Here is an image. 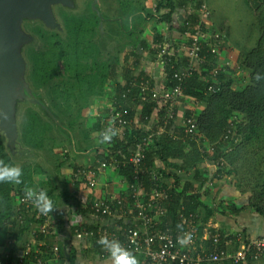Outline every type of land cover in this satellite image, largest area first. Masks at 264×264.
Wrapping results in <instances>:
<instances>
[{"label":"trees","instance_id":"16d2710c","mask_svg":"<svg viewBox=\"0 0 264 264\" xmlns=\"http://www.w3.org/2000/svg\"><path fill=\"white\" fill-rule=\"evenodd\" d=\"M145 1H118L124 23L129 22L122 27L129 40L121 43L115 37L123 47L117 55L102 50L94 40L97 39L96 30L99 22L93 13H91L93 20L84 15L63 13L66 30L64 37L40 26L29 28L40 41L39 48H31L28 52L31 63L30 79L36 89L45 91L60 125L51 119H45L39 112L28 109L21 123L20 142L24 147L43 154L46 153L47 147L56 143L55 135H58L65 138L69 148L75 153L86 152L98 143L100 136L85 140L84 135L102 133L106 127L102 126L101 120H89L92 123L89 125L85 111L89 110L93 99L105 97L106 92H110L109 88H113L114 95L111 101L113 105L120 106L126 112V119L130 121V125L126 130H122V137L114 136L110 142L104 143L109 153L99 154L98 158L123 162L131 156V149L135 148L138 139L145 138L148 133L155 134L149 151L143 157V166L147 172L141 179V185L150 192L155 186L162 184L168 186L164 181L174 179V204L182 201L187 212L202 213L203 223L207 225L214 216V211L201 201L202 191L207 190L211 182L236 175L238 164L242 162L247 146L264 150V52L259 44L257 49L243 54L238 61L239 72L242 75L236 77V70L220 63L219 54L213 55L207 49L202 51L201 56L205 58V62L200 70L194 71L184 81L183 97L179 100L188 98L204 107L198 114L187 113L186 118L196 120V130L188 134L184 126L177 125L178 115L173 121L167 120V104L143 99L139 85L141 80L146 81L151 89L155 87L147 73L139 72L143 57L138 53V48L149 52L157 61L163 45L170 42L177 48V43L181 40H175L174 35L181 38L185 32L195 29L199 24L200 15L193 14L187 17L182 25L179 23L173 25V16L181 7L186 6L189 0H160L156 7L160 15L157 18L144 9ZM195 1L199 6L202 3V0ZM248 2L253 6L257 5L256 8L261 11V13L258 11L257 17L260 21V32L264 33V0ZM162 11L166 13L161 14ZM155 21L159 25L155 24L156 34L151 44V41H146L143 36L150 23ZM162 25L169 32L164 34L160 29ZM202 27L205 29V26ZM186 65L187 59L183 57L179 58V63L174 69L167 68L166 89L179 84L173 78L174 74ZM119 67L122 73H119ZM214 68H220L221 71L212 79L211 73ZM257 75L262 78L257 80ZM119 77L124 83L119 81ZM210 86H218V92L210 93L208 91ZM156 110L159 111L158 116L156 115L158 119L154 123L152 118ZM137 112H140V116L138 123H135ZM160 129H163V132L159 135ZM70 133L76 143L75 149ZM81 142H87L88 145L84 147L83 144L80 145ZM220 161L224 162V166L216 165ZM0 163L16 166L6 152L4 137L1 134ZM206 164H211L212 168L203 172L201 169ZM19 167L23 171L21 184L0 183V259L9 238L16 244L22 240L33 223L32 220L29 221L18 230V233L8 228V223L14 222L18 195L22 194L26 187L34 189L36 178L41 177L43 180L42 188L52 184L47 167L30 162ZM180 170L185 171V174L179 175ZM190 171H194L191 178L200 187L193 188L188 181L181 186L182 191H179L182 180ZM116 173L120 178L125 177L132 183L131 170L119 168ZM261 183L263 192L256 195L255 201L249 202L248 207L258 215L264 216L263 176ZM64 184L65 189L59 197L55 195L56 187H51L49 192L45 188L56 209L62 206V202L71 207L81 202L80 197L78 199L70 195L68 189L71 184L67 175ZM125 195L126 192L123 191L122 196ZM120 196L118 195V198ZM129 197L127 194L126 198L132 202ZM70 200L77 202L69 204Z\"/></svg>","mask_w":264,"mask_h":264},{"label":"built area","instance_id":"2783aa9c","mask_svg":"<svg viewBox=\"0 0 264 264\" xmlns=\"http://www.w3.org/2000/svg\"><path fill=\"white\" fill-rule=\"evenodd\" d=\"M198 15L199 24L182 35L177 48L173 43L167 42L158 56V66L165 78L168 67L174 69L179 58L187 59V65L176 71L173 77L179 84L168 89L164 86L160 91L151 89L144 80L139 84L144 100L167 104L168 121L175 120L176 107L183 97L184 81L194 71L200 70L205 62V58L201 56L202 51L207 49L213 55H218L226 43L224 33L207 31L211 19L208 4L202 1L198 7ZM177 23L179 19L173 18V25ZM219 71L220 68H214L212 79H215ZM218 90V86H210L208 89L212 94H216ZM102 124L106 125V129L115 131V136L122 137L121 132L126 130L130 121L126 119V112L120 106L112 105L106 117H103ZM180 126H184L186 133L191 134L196 130V120L184 117ZM162 132L163 129H160L158 134ZM154 136L155 134L148 133L145 138L138 139L135 148L131 149V156L123 162L100 159L98 154L92 164L77 166L72 170L68 175L70 184L74 188L84 187L90 192L100 186L101 176L108 169L115 172L119 168L129 169L133 178L132 183H129L122 177L126 185L125 196L120 193L119 198L118 195H112L95 201H90L88 196V199L73 207L72 214L70 213L73 237L89 244L97 258L104 261L111 259L97 243L102 237L118 241L133 254L137 264H245L263 259L264 236L256 238L244 231L220 232L212 229L208 224L204 225L202 213L187 212L182 201L174 204V186L162 184L148 192L141 185V179L147 172L143 166V157L149 151ZM60 153L66 156L72 153V149L64 148ZM106 153L109 152L105 148L100 155H107ZM216 165L224 166V162L220 161ZM178 174H185V171L180 170ZM212 184L211 182L209 186ZM34 190H44L47 193L45 188L37 185ZM127 194L132 202L126 198ZM16 201L14 222L8 223V228L18 233L29 221L32 220L33 223L16 244L9 238L0 264H63L62 245L59 242L65 225L62 211L54 208L47 215L40 214L24 198V192L18 195ZM185 234H190L191 240L182 246L177 243V238Z\"/></svg>","mask_w":264,"mask_h":264},{"label":"water","instance_id":"95a60500","mask_svg":"<svg viewBox=\"0 0 264 264\" xmlns=\"http://www.w3.org/2000/svg\"><path fill=\"white\" fill-rule=\"evenodd\" d=\"M86 3L99 22L96 30L99 44L110 36L109 24L118 23L123 27L122 19H113L103 12L100 0H0V111L8 117L0 119V134L7 154L18 167L26 162L46 166L41 152L26 148L20 142L26 110L33 109L60 125L45 91L36 89L30 79L28 52L39 48L40 41L29 28L40 26L64 37L66 30L59 11L80 14L86 10ZM70 136L75 149L71 133Z\"/></svg>","mask_w":264,"mask_h":264},{"label":"crops","instance_id":"0c3cea01","mask_svg":"<svg viewBox=\"0 0 264 264\" xmlns=\"http://www.w3.org/2000/svg\"><path fill=\"white\" fill-rule=\"evenodd\" d=\"M202 1L206 3V0H202ZM198 7H199V4L197 1L195 2L189 1L186 6L181 7L178 10V12L175 14V16H173V18L176 17V20L179 19V24L182 25L187 17L193 14L194 15L198 14ZM210 7L211 6L209 5V8ZM210 10L211 12L216 11V9H214L213 7H211ZM152 28H154V26ZM160 29H162L164 34L169 32V30L166 27L165 28L161 27ZM207 31L209 32L219 31L223 33L225 30L222 27L219 28V30H217L216 26H214V24L210 22L207 25ZM174 39L181 40V38H178L177 35H174ZM146 41L149 42V39H146ZM233 47L234 45L232 41L230 40V38L226 37V43L223 45V50L219 53V56H218L220 63L230 68L236 66V63L238 60L237 57L235 59V56L233 54L234 53ZM138 53H140L142 57L146 55L147 56L150 55V59H151V60L146 59L147 60L146 61L144 60L145 58H143L142 60L143 63L141 65V68L139 69V72L144 71L145 73H147V75L151 77L155 89L159 91L162 90L165 86L166 78L164 77L161 69L158 66V61H155L154 57L149 52L145 50H141V47L138 48ZM230 63L232 66L230 65ZM241 75H242L241 72H237L235 76L241 77ZM119 81L124 83V81H122L120 77H119ZM109 90L114 95L113 88H109ZM112 105H113V102H112ZM203 109L204 107L202 105H200L199 103L195 104L194 102H192V100L188 98L187 99L185 98L182 101H179L176 107V117L178 115V122H179L177 125L181 124L182 120L184 119V117H186L187 113L191 112L193 114H198ZM158 112L159 111L156 110V112L154 113V117L152 118L153 119L152 121L154 123H156L158 119V117H156ZM104 113L106 112H102L101 114H99L98 117H96L97 121H99L101 118V124H102V119H103L102 115ZM136 115L137 117H136L135 123H138L140 112H137ZM151 125L152 124H150V127ZM102 126L106 127V125H103V124ZM95 136H96L95 133H93L90 136L87 134L85 138L86 139L95 138ZM104 145L105 144L97 143L91 149H89L90 148L89 147L88 148L89 150H87L86 152L80 151V152L75 153L74 150L72 149V152L75 153L76 155L74 156V159L72 160L68 159L69 164L73 165L72 168H74V166L75 167L77 166L85 167L89 164H92L96 156L98 154L103 153V151L105 150ZM93 150L95 151L97 150V151L93 154L91 153V151ZM160 167H164V165H160ZM211 168H212L211 164H206L205 166L202 167L201 170L203 172H206V171H209ZM69 174H67V179H68ZM186 176L187 177L182 180V183L179 188L180 191H182L181 186L186 184L188 181L191 182V186H193V188L200 187L199 184L196 183L191 178L194 176V171H190L188 175ZM226 180H228V178L225 177L221 181H214L212 182L213 184L211 187L208 185L207 190L204 189L202 191L201 201L205 205H207L210 209H213L214 211V216L207 223L208 226L220 232H234L238 230V231H244L247 235L251 237H256V238L263 237L264 236V216L258 215L250 207H248L249 198L248 196L244 195L246 193H243L239 189H235L232 183ZM164 183L171 187L175 185L174 179L166 180L164 181ZM125 188H126V185L123 183L122 178H120L115 171L108 169L101 176V184L96 190L90 192L86 190L84 187L74 188L72 185H69L68 190L72 197H76V198L80 197L81 198L80 201L82 200L85 201L86 198L88 199V196H89L90 201H95L99 199H104L108 196L119 195L120 193L125 191ZM75 201L76 200H70L69 204H72ZM61 205L62 206L59 209L62 211V214L64 215V218H65L64 219L65 225L59 237V242H61V245H62L63 264H77V263L84 264V262H86V260L89 259L90 256L93 257L94 261H97L98 258L96 254L94 253L92 247L89 244L85 242H80L73 237V233H72V229L70 225V220H72L71 211L73 207L69 206L65 202L64 203L62 202ZM5 250L6 249H4L3 252ZM249 264H264V258L261 259L260 261L252 262Z\"/></svg>","mask_w":264,"mask_h":264},{"label":"rangeland","instance_id":"374dc122","mask_svg":"<svg viewBox=\"0 0 264 264\" xmlns=\"http://www.w3.org/2000/svg\"><path fill=\"white\" fill-rule=\"evenodd\" d=\"M119 0H100L101 5L103 7V12L107 16L111 17H118V19L124 20L121 14V8L119 10ZM160 0H146L144 2V9L147 10V12H150L151 14L155 15L156 18L159 17L158 12L156 10L157 4ZM206 3L208 6L210 5L216 11L211 12V21L214 26H216L217 30L219 28H224L225 36L230 38L234 45V56L235 59L237 57V63L236 66L232 67L233 70L235 69L236 72H239V66L238 61L240 57L243 54H246L247 52H250L253 49H257L258 45L260 44V47H262V52H264V33H261L260 28V21L258 20L257 14L261 11L257 9V5L253 6L249 4L248 0H206ZM150 6V7H149ZM149 7V8H148ZM210 7V8H211ZM209 8V9H210ZM256 9V10H255ZM211 11V10H210ZM259 11V12H258ZM63 13H67L64 10L59 11L60 19H62V22L64 24V17L62 16ZM92 11L90 8V5L86 3V10L80 14L76 15H84L89 20H93V16L91 15ZM166 12H161V14ZM74 14V16H76ZM122 15V16H121ZM126 23H129L126 21ZM124 23L125 25H127ZM155 24L158 26V22L155 21L154 23H150L148 26V29L146 30L144 34L145 39H149V42L152 44L153 37L156 34L155 31ZM154 26V28H152ZM165 28V26H162ZM122 27H115L114 25L109 26V29L107 27V31L110 36L106 37L103 43L98 45L102 48V50L109 51L112 54H118L119 51L123 48L119 42L125 43L129 40V37H126L127 35L124 33ZM223 32V33H224ZM112 34V35H111ZM115 35L117 39L113 36ZM111 37H114L111 38ZM116 39V40H115ZM94 40L97 41L95 38ZM264 55V54H263ZM145 58L144 60L150 59L149 56H143ZM147 61V60H146ZM233 64V63H232ZM231 65V63H230ZM235 65V64H234ZM232 66V65H231ZM119 73H122L123 71L118 69ZM113 94L111 92H106L105 97L102 98H95L92 100L89 110H86L85 117L88 119V121L97 120L96 117L99 116L102 112H108V109L112 107V101ZM76 111H74L75 114ZM106 113L102 115V117H106ZM99 120V119H98ZM101 120V118H100ZM91 125L92 123H90ZM87 134V132L85 133ZM79 133V137H80ZM95 137H98L99 133H95ZM87 136V135H86ZM84 135V137H86ZM83 137V138H84ZM56 143H53L47 147L46 153L42 154L43 161L45 162L46 166L51 174L52 177V184L49 186H43L48 189V192L50 191L51 187H56L57 191L55 193L56 197L60 196V193L64 191L65 189V177L67 174H69L72 169L73 165L69 164L68 159H74L75 153L66 154V156L61 155L60 151L64 148H69L68 142H66L64 137L55 135ZM86 140V138H84ZM88 139V138H87ZM83 141V140H82ZM91 141V140H90ZM85 147L87 146V142H81L80 145ZM82 146V147H83ZM49 149V150H48ZM96 151L93 150L91 153H95ZM90 153V154H91ZM242 162L240 161L237 168L236 175H232L231 177L226 176L228 178V182L232 183L235 189L241 190L243 193H246L244 195L248 196L249 202L255 201V196L259 195L263 192L262 190V183L261 179L262 176L264 177V150L260 151L255 146H247L245 148L244 156L242 158ZM29 163V162H27ZM61 163V164H60ZM61 165V166H59ZM58 167V168H57ZM225 178V177H224ZM223 178V179H224ZM45 179V178H43ZM42 179L36 178L35 183L37 186H41ZM261 183V184H260ZM256 192V194H255ZM258 193V194H257ZM61 202V201H60ZM82 263V262H81ZM78 264V263H77ZM84 264H113L112 260H100L97 259V261H94L93 257H89V259L84 262Z\"/></svg>","mask_w":264,"mask_h":264},{"label":"clouds","instance_id":"9594fccd","mask_svg":"<svg viewBox=\"0 0 264 264\" xmlns=\"http://www.w3.org/2000/svg\"><path fill=\"white\" fill-rule=\"evenodd\" d=\"M262 77L257 75L256 79L259 80ZM7 115L0 111V119L7 120ZM117 133L111 128L106 129L100 134L98 143L104 144L110 142ZM23 171L20 167L13 165H5L0 163V183H11L19 185L22 183L21 177ZM24 198L31 202L32 206L40 214L47 215L54 210L52 200L48 197L44 190H34L30 187H26L24 191ZM71 223V222H70ZM191 240L190 234H185L182 237L177 238V243L180 245H186ZM97 243L102 246V249L106 251L113 264H137V261L133 254L121 246L116 240H109L106 237L100 238Z\"/></svg>","mask_w":264,"mask_h":264},{"label":"flooded vegetation","instance_id":"af4514ba","mask_svg":"<svg viewBox=\"0 0 264 264\" xmlns=\"http://www.w3.org/2000/svg\"><path fill=\"white\" fill-rule=\"evenodd\" d=\"M119 10H120V8H119ZM109 17H111V16H109ZM111 18H113V19H118V17H116V16H115V17L113 16V17H111ZM111 25H114L115 27L117 26V27H119V28L121 27L118 23H114V24H111ZM109 26H110V24L108 25V29H109ZM121 29H123V28H121ZM123 31H124V30H123ZM111 35H112V34H111ZM113 36L116 37L115 35H113ZM116 38H117V37H116ZM115 40H116V39H115Z\"/></svg>","mask_w":264,"mask_h":264}]
</instances>
